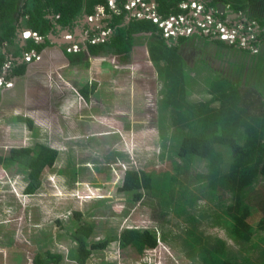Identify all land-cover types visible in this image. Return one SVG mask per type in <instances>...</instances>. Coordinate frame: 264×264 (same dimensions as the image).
<instances>
[{
	"label": "rangeland",
	"instance_id": "374dc122",
	"mask_svg": "<svg viewBox=\"0 0 264 264\" xmlns=\"http://www.w3.org/2000/svg\"><path fill=\"white\" fill-rule=\"evenodd\" d=\"M130 42V52L102 51L78 65L75 82L82 95L71 93L69 108H61L67 95L56 91L55 85L62 84L47 88L45 79L32 70L29 74L36 77L31 79L30 97L24 99L17 92L12 107L0 109V264H30L35 253L44 251L61 254L58 264H75L65 259L66 251L74 247L67 233L82 221L89 224L86 243L129 227L146 229L157 239L156 247L140 256L110 243L93 251L84 264H211L199 250L200 243L186 235L188 229L220 246L217 261L264 264V231L256 226L260 213L248 209V241L230 236L231 222L224 210L232 200L208 186L207 162L191 159L180 173L176 152L188 129L173 125L163 106L166 63L148 59L153 41L147 34L131 36ZM185 44L188 49H182ZM179 50L182 103H207L214 96L212 81L237 84L241 93H258L264 102V50L247 58L197 36ZM26 113L33 117L31 130L16 119ZM235 140L242 143L241 129ZM12 147H30L34 154L47 147L53 160L45 165L32 159L27 168L4 170L2 154ZM217 158L220 170L226 171L227 152L218 151ZM124 169L143 171L152 188L135 194L117 192ZM167 177L172 180L169 200L164 192ZM29 185L32 193L25 192ZM252 189L242 196L254 190L264 193L261 183Z\"/></svg>",
	"mask_w": 264,
	"mask_h": 264
},
{
	"label": "trees",
	"instance_id": "16d2710c",
	"mask_svg": "<svg viewBox=\"0 0 264 264\" xmlns=\"http://www.w3.org/2000/svg\"><path fill=\"white\" fill-rule=\"evenodd\" d=\"M124 1L121 0V4ZM184 1L186 0H157V15L161 19H166L168 16L182 13L183 10L177 6ZM216 2L227 4L233 12L240 13L247 21H254L258 27L264 30V0H210L205 8H212ZM20 3L21 0H0V74L7 61L3 49L8 50L15 45L18 26L24 25L27 29L46 39L47 35L55 30L56 25L68 28L79 17L85 14L91 15L96 5H104L108 8L106 0H28L23 6ZM119 9L120 14L118 15L110 13L111 18L108 26L112 31L103 44L105 50L112 55L129 52L130 37L135 34H145L152 27L147 20L121 24L124 12L121 5H119ZM56 16L58 17L56 18ZM20 19L22 20L21 24H19ZM120 24L121 26H119ZM151 33L150 38L153 43L149 46L148 57L155 62L164 60L167 67L164 77L168 89L163 106L171 114L173 125L188 129V132L180 140L176 152V156L181 162L180 173L185 172L191 159L205 160L207 175L204 176V179L208 186L220 194H228L232 200V203L224 210L231 222L229 225L230 236L248 241L250 227L245 219L248 216L249 208H254L260 213L256 226L259 230L264 231V193L254 190L249 195L242 196L245 190L251 192L254 184L261 183L264 191V102L258 98V93L253 96H249L246 92L241 93L237 84L230 86L225 81L217 84L212 81L210 90L212 89L211 93L214 96L210 97L207 103L188 105L182 103V74L179 68L182 54L178 48L188 38L178 37L176 47H167L160 37L159 31L154 30ZM211 42L219 46V49L228 48L244 56L245 53L247 55L246 50L239 51L220 41L212 40ZM43 48V44L37 43L31 38L27 41V45L20 50L21 52L33 50L39 53ZM14 64L10 77L23 75L26 68L25 63ZM257 74L259 73L257 72ZM261 74L264 87V74ZM248 89L250 90V88ZM245 96L247 97L244 99ZM262 96H264V92H262ZM211 103H217L216 107L210 108ZM16 119L24 123L29 130L33 128L31 119L22 116H18ZM238 129H241L243 134L242 143L235 140ZM218 151L227 152L229 155L230 161L226 171H221L219 168ZM2 155V168L8 170L14 167L27 168L32 159L50 165L54 153L47 147H42L38 154H34L30 147H12ZM164 181L166 182L164 192L169 200L172 180L167 177ZM151 184L150 177L143 171L124 169L116 191L135 194L140 190H150ZM33 191L34 188L29 185L25 192L32 193ZM88 228L89 224L82 221L68 231L67 237L74 247L66 251L65 259L67 261L84 264L93 251L104 250L108 244L113 242L116 243L118 250L131 249L137 256H140L145 250L154 249L157 244V239L152 232L132 227L122 228L117 234L86 243L84 238ZM186 232L187 236L200 243L199 250L209 257L211 264H232L223 260H215V257L220 255L218 244L213 242L210 245V240L195 234L194 229H188ZM61 259L62 255L59 253L44 251L43 254L35 253L30 264H58Z\"/></svg>",
	"mask_w": 264,
	"mask_h": 264
},
{
	"label": "built area",
	"instance_id": "2783aa9c",
	"mask_svg": "<svg viewBox=\"0 0 264 264\" xmlns=\"http://www.w3.org/2000/svg\"><path fill=\"white\" fill-rule=\"evenodd\" d=\"M107 6L97 5L95 11L91 15H85L82 19L88 23L90 28H82L81 35L84 34V40L81 41L83 44H103L104 41L111 35V28L108 23L110 21V13L113 15L120 14L119 5L123 9L122 23L126 24L132 21L147 20L151 23V30L159 31L160 37L163 39L164 44L172 45L173 40L177 37H187L192 34L202 35L209 39H215L221 41L228 46H232L235 49L246 50L247 55H253L259 53L261 48H264V30L258 27L254 21H247L244 19L243 24L241 20H238L239 13L233 12L230 8L231 15L226 20L227 24L222 22L214 21L211 18L209 12H205L204 9L194 1L189 3H179L178 8L182 9L183 12L179 15L168 16L166 19H161L157 15L156 7L157 4L153 0H125L121 4V0H106ZM228 6V5H227ZM229 8V7H228ZM188 9L191 19H186L181 15H185ZM58 16H56L57 18ZM81 20V19H79ZM79 20L76 21L75 25H79ZM94 21H99L97 25H93ZM239 21V23L237 22ZM82 20L80 21V23ZM120 24V25H121ZM230 26H227V25ZM74 25V27H75ZM70 27H68L69 29ZM65 30L58 25L55 26V30ZM69 30H67V36L62 37L64 40H69ZM24 41L32 38L38 42L40 37L35 32H23ZM49 35V34H48ZM47 35V36H48ZM60 37V36H59ZM61 38V40H62ZM25 47V46H23ZM66 52H77L80 50L78 45L66 46ZM5 50V51H4ZM1 51V50H0ZM3 53L6 55L7 61L2 67V73L0 74V94L4 89H9L13 86L10 80V73L12 68L15 66L14 63H31L39 62L41 60V54L36 51H22L21 58L16 56H9L6 49H3Z\"/></svg>",
	"mask_w": 264,
	"mask_h": 264
},
{
	"label": "crops",
	"instance_id": "0c3cea01",
	"mask_svg": "<svg viewBox=\"0 0 264 264\" xmlns=\"http://www.w3.org/2000/svg\"><path fill=\"white\" fill-rule=\"evenodd\" d=\"M27 1L28 0H21L20 5L23 6L24 3ZM95 7H94V11H95ZM85 15H83L82 17H79V19H82ZM79 19H76L74 21V23L72 24V26L70 27V29H72V30H69V33H70L69 34L70 35L69 40H64L62 38V37H64V35L67 36L66 34H67L68 28H63V29H66V31L65 30L59 31L58 29H56V32L53 31V32L49 33V35L46 37V39L43 38L44 42L43 43L41 42L40 44H43L44 48L39 52L41 54V57H42L41 59L43 61V62L42 61L40 62V63H42V65L36 66V64L38 62H31V63L25 64L26 68H25V72L23 75L10 77V80L12 81L13 86L9 89H4L1 92V94H0V109L1 110L4 107L6 109H9L10 107H12V101H13L14 96L17 94V92H18V96L22 95V98H24V99H25V97H30L28 95V92L30 89L29 86L32 83L31 79H34L36 77L35 75H34L35 77H33V75L29 74L32 70L38 71L39 72L38 76H42L43 81L45 79L47 88L48 87L53 88L51 83H53L54 85H55V83L58 84V82L61 83L62 86H60V85L56 86L55 85L57 92H63L67 95L66 98H64L62 100L63 103H61V108L67 109L70 107V104L73 102L72 98L70 97L71 93H75L78 96L81 92L80 89L82 88L81 87L79 89L78 85L75 82V80H77L76 79L77 76L75 74H76V71L79 70V68H77L78 65L80 66L82 64H86L87 59L91 60V59L98 57L102 51L105 52L106 54H109L103 46L104 43L103 44H89L88 43L86 45L81 43V41L84 40V34L81 35L82 30H84L82 28H90L91 26L88 25L89 22L85 23L86 21H84L83 19H82V22L80 23L81 24L80 27L78 25H75L76 21ZM21 22H22V20L20 19L19 24H21ZM98 23H99V21H94L92 26L97 25ZM74 25H75V27H74ZM19 28L21 29V28H26V27L24 25L18 26L16 33L18 32ZM152 31H154V30L150 29L148 32L145 33V34H147L148 38H150V34H152L151 33ZM50 35H53L54 38L49 37ZM136 35H140V34H135L133 36H136ZM58 37L62 38V42H63L62 44H59L60 41L58 40ZM192 37H189L188 40L191 39ZM197 37L200 38V36H197ZM204 38H206V39H204ZM201 39H204L207 42H211L212 40H215V39H209L205 36H201ZM188 40H185L184 43H186V41H188ZM57 41L59 43H57ZM177 41H178V38H176L172 41L175 45H173V44L168 45V46L166 44L165 45L167 47H169V46L176 47L178 45ZM25 44L27 45V41L25 42ZM73 44L78 45L80 50L77 52H66L64 48L66 46H70ZM23 46H24L23 41L17 35L15 45L11 46L8 50H6V52L9 54V56L13 55V56H16V58L17 57L21 58L22 54H21L20 48H22ZM182 46H183V44H182ZM188 48L189 47L187 45L184 48L182 47V49H188ZM130 51H131V47H130ZM109 55H112V54H109ZM148 55L149 54L147 53V57H148ZM148 59H149V57H148ZM116 60H119V58H115V61H114L115 63L117 62ZM38 76H37V78H38ZM46 77L49 80V82L46 80ZM23 93H24V95H23ZM80 95H82V94H80ZM24 99L22 100V102H24ZM26 99H28V98H26ZM19 107H20V103H18V102L15 104V106H13V108L16 110L19 109ZM21 116L27 117L31 120L33 118L31 113L30 114L26 113V114H24V116L23 115H21ZM57 116H59V114Z\"/></svg>",
	"mask_w": 264,
	"mask_h": 264
},
{
	"label": "flooded vegetation",
	"instance_id": "af4514ba",
	"mask_svg": "<svg viewBox=\"0 0 264 264\" xmlns=\"http://www.w3.org/2000/svg\"><path fill=\"white\" fill-rule=\"evenodd\" d=\"M154 1V3L155 4H157V7H158V3H157V0H153ZM191 1H193V0H186V1H184L183 3H189V2H191ZM195 3H198L203 9H204V11L205 12H209L210 14H211V18H212V20L214 21V23H215V21H218V22H222V23H224V24H227L226 23V20H229L230 18H228L230 15H231V11H230V8H228V6H227V4H224V3H221V2H216V3H214V5H213V7L212 8H208V9H206L205 8V5L208 3V2H210V0H196V1H194ZM181 3V2H180ZM217 3H221L222 4V11H221V13H216V10H215V4H217ZM157 7H156V9H157ZM189 12H192V10L191 9H188V11L186 12V14L185 15H181L182 17H184V18H186V19H191L192 17H191V15H189ZM176 15H179V14H176ZM175 16V15H174ZM244 17L239 13V18H238V20H241L242 22H240V23H242L243 24V21H244ZM82 20V19H81ZM81 20H79V27H80V21ZM238 23H239V21H237ZM119 26H121V25H119ZM227 26H230L229 24L227 25ZM60 27V26H59ZM68 30H72V29H68ZM56 32V31H55ZM59 34V33H58ZM202 35H200V37H201ZM58 40L60 41V43L59 44H62L63 42H61V38H59L58 37ZM215 41H217V40H215ZM221 42V41H220ZM223 43V42H222ZM224 44V43H223ZM173 45H175L174 43H173ZM226 45V44H225ZM226 46H228V45H226ZM264 48H261L260 50H259V53H261V51L263 50ZM237 50H239V51H241V49H237ZM245 55H246V53H245ZM246 57L248 58V57H250L249 55H246Z\"/></svg>",
	"mask_w": 264,
	"mask_h": 264
},
{
	"label": "water",
	"instance_id": "95a60500",
	"mask_svg": "<svg viewBox=\"0 0 264 264\" xmlns=\"http://www.w3.org/2000/svg\"><path fill=\"white\" fill-rule=\"evenodd\" d=\"M222 4L221 3H217V4H215V10H216V13H221V11H222ZM25 31H29V32H31L32 33V31L31 30H29V29H26V28H19L18 29V32H17V35H18V37L23 41V45L25 46L26 44H25V41L23 40V35H22V33L23 32H25ZM49 37H52V38H54L53 37V35H50ZM43 43L44 42V39L42 38V39H40L39 41H38V43ZM61 42H62V40H61ZM57 43H59L58 41H57Z\"/></svg>",
	"mask_w": 264,
	"mask_h": 264
},
{
	"label": "clouds",
	"instance_id": "9594fccd",
	"mask_svg": "<svg viewBox=\"0 0 264 264\" xmlns=\"http://www.w3.org/2000/svg\"><path fill=\"white\" fill-rule=\"evenodd\" d=\"M193 1H196V0H193ZM26 29H27V28H26ZM192 35H193V36H200V35H197V34H192ZM192 35L187 36V37H184V38H185V39H186V38H189V37H191ZM177 38H178V37H177ZM29 39H31V38H29ZM29 39L25 40V42L28 41ZM23 40H24V39H23ZM37 43H38V42H37Z\"/></svg>",
	"mask_w": 264,
	"mask_h": 264
}]
</instances>
